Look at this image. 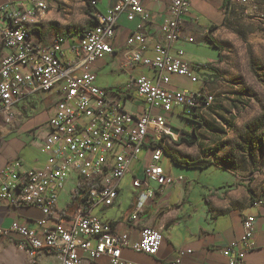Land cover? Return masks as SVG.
<instances>
[{
	"label": "built area",
	"instance_id": "1",
	"mask_svg": "<svg viewBox=\"0 0 264 264\" xmlns=\"http://www.w3.org/2000/svg\"><path fill=\"white\" fill-rule=\"evenodd\" d=\"M254 1L226 0L225 12L228 14L232 5ZM190 6V0H173L164 22L153 25L143 0H116L105 15L94 9V26L76 40L47 31L51 10L45 0L0 6V129L15 121V107L22 100L39 93L55 92L57 96L41 146L47 157L45 165L28 169L17 160L0 169V205L35 208L44 218L35 223L36 228L14 222L10 228L0 229V250L2 239L17 237V245L30 257L54 256L57 261L50 264H81L82 254L91 260L108 257L109 264H132L122 258L123 249L129 246L128 236L114 233L112 224L94 211L115 206L121 182L133 176L132 187L138 193L127 223H137L145 202L155 195L146 182H155L161 192L176 182L162 165L164 142L175 138L171 131L182 132L169 126L168 119L178 116L205 124V112L216 102L207 77L195 71L201 66L195 68L183 51L175 50ZM123 14L130 22L139 18L142 23L126 41L122 67L141 68L153 76L132 77L126 86L110 91L99 87L92 69L104 56L116 54L114 39ZM186 41L193 43L194 39ZM68 42L72 45L65 47ZM148 52L153 55L147 56ZM175 77L199 88H167ZM128 104L143 111L137 114ZM148 137L153 139L150 145L146 144ZM144 150L147 155L143 158ZM139 162L143 163L141 178L134 175ZM70 184L72 191L67 193ZM64 192L68 202L60 209ZM50 220L54 224L47 226ZM255 223L254 216H247L243 237L223 250L228 264H244L246 255L256 248ZM162 231L161 227L143 228L139 242L131 248L155 257ZM190 253L181 250L174 264H182V258Z\"/></svg>",
	"mask_w": 264,
	"mask_h": 264
},
{
	"label": "crops",
	"instance_id": "2",
	"mask_svg": "<svg viewBox=\"0 0 264 264\" xmlns=\"http://www.w3.org/2000/svg\"><path fill=\"white\" fill-rule=\"evenodd\" d=\"M29 1L0 0V6L7 2L22 4ZM45 1L49 4L48 0ZM172 2L173 0H143L149 23L161 25L168 16ZM190 3V12L186 18L182 38L177 41L175 50L183 51L186 60L196 68L200 65L195 63L196 60L191 58V54L196 50L199 41L213 47L219 55V49L214 47L208 38H213L218 44L217 36L225 29L229 14L225 12L226 0H190ZM115 4L116 0H97L95 11L105 15ZM141 23L139 18L130 22L125 14L121 15L114 39L116 54L113 57L105 56L93 66L92 70L96 75L98 72L104 74L108 72L123 77L117 90L129 84L132 77L136 78L143 71H147L141 68L128 70L122 67L123 55L128 50L126 41ZM211 28L215 29L211 31ZM71 37L77 39V36ZM189 37L194 39L193 43L186 41ZM68 43L65 47L72 45L71 42ZM146 55L153 54L148 52ZM213 62L215 59L210 60L207 65ZM206 67L201 65V68H196L195 71L204 76ZM181 83H185V80L175 77L167 88L189 90L180 88ZM56 97L53 95V98ZM53 104L54 102L46 108V115L37 120L38 123L27 120L21 127L6 126L4 127L6 129L0 130V169L17 160H21L28 169H38L45 165L47 157L41 152V146L47 135V123L53 114ZM131 109L137 114L143 111L141 107L135 105L131 106ZM16 114L15 121H20L21 114L18 112ZM171 132L174 136L178 133ZM146 155L145 151L142 157ZM165 157L168 159L167 161L163 159L162 162L165 172L174 177L176 182L162 192L155 182H146V186L153 190L155 195L153 200L145 202L144 213L137 223H127L138 193L132 187L133 176H127L121 182L120 195L115 206L103 211L100 209L94 211L102 221L112 224L114 233L128 236L129 246L122 251L124 261L132 264H174L180 257L181 250H190L191 253L182 258V264H228V258L224 256L223 250L243 237L245 218L254 216L256 248L246 255L244 264H264L263 189L254 183L249 184L248 179H242L214 163L203 170L186 169L176 166L168 156ZM142 167V162L134 166V175L139 178L142 177ZM206 171L209 174H204ZM180 177L183 180L178 182L177 179ZM43 218L42 212L35 208L0 205V229H8L14 222L36 228L35 223ZM53 224L54 222L50 220L47 226ZM145 227L163 229L162 244L155 257L137 253L131 248L139 242L141 231ZM17 240V237L2 239L0 264H50L57 261L54 256L46 254L30 257L25 249L17 245ZM82 257L81 264H109V258L105 256L96 260H91L87 254H82Z\"/></svg>",
	"mask_w": 264,
	"mask_h": 264
},
{
	"label": "rangeland",
	"instance_id": "3",
	"mask_svg": "<svg viewBox=\"0 0 264 264\" xmlns=\"http://www.w3.org/2000/svg\"><path fill=\"white\" fill-rule=\"evenodd\" d=\"M48 1L51 14L45 28L49 33L78 37L93 20L94 9L90 8V0ZM217 42L219 55L217 50L202 41L191 54L195 63L207 66V87L217 98L205 112V124L197 128L198 142L190 147L181 143V138L192 139V136L176 133L174 139L165 140V149L178 152L181 158L188 160H209L242 179H248L249 184L259 185L264 191V0L232 5ZM212 59L215 62L207 65ZM139 75L152 77L153 74L143 71ZM97 80L99 87L112 91L118 89L123 77L117 73L98 72ZM179 87L195 91L199 85L185 80ZM54 94L40 93L22 100L15 107L21 120L13 121L9 126L18 128L27 120L38 123L55 99ZM168 122L178 131L193 132L192 124L186 119L174 116ZM4 127L6 125L0 130ZM152 140L148 137L146 144L150 145ZM164 160L168 159L164 157ZM71 186L66 189L67 193L72 191ZM67 193L60 198V209L68 202Z\"/></svg>",
	"mask_w": 264,
	"mask_h": 264
},
{
	"label": "trees",
	"instance_id": "4",
	"mask_svg": "<svg viewBox=\"0 0 264 264\" xmlns=\"http://www.w3.org/2000/svg\"><path fill=\"white\" fill-rule=\"evenodd\" d=\"M96 1L97 0H90L89 1V5H90V8L91 9L92 8L93 9L96 8V6H95L96 5ZM92 26H94V22L93 21H91L89 27H87V28H91ZM214 29L215 28H211V31H213ZM208 39L212 43V45L214 47H216V48L219 49L218 44L215 42V40L213 38L209 37ZM187 121L192 124L193 132L192 133H188V132H184L183 131L182 133H185V135H191L192 136V139L187 138V136L186 137H183V138H181V143H186L188 146L191 147V146L196 145V143L198 142V136L196 134L197 128L199 126H203V124L195 123V122H193L191 120H187ZM165 155L168 156L171 159V161L176 166L181 167V168H186V169H199V170H203L205 168H208L212 164V162H210L209 160H204V159L188 160V159H185V158H181L178 155V152H168V150H166V149H165Z\"/></svg>",
	"mask_w": 264,
	"mask_h": 264
}]
</instances>
